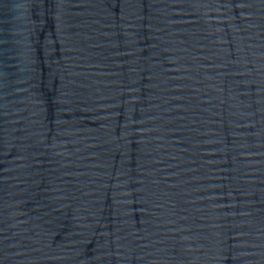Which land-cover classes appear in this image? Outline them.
Wrapping results in <instances>:
<instances>
[{
    "label": "water",
    "instance_id": "95a60500",
    "mask_svg": "<svg viewBox=\"0 0 264 264\" xmlns=\"http://www.w3.org/2000/svg\"><path fill=\"white\" fill-rule=\"evenodd\" d=\"M0 264H264V0H0Z\"/></svg>",
    "mask_w": 264,
    "mask_h": 264
}]
</instances>
